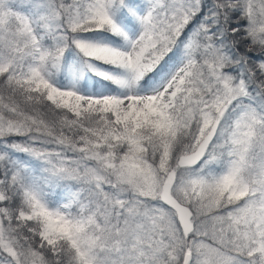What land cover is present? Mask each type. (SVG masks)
Returning <instances> with one entry per match:
<instances>
[{
	"label": "snow or ice",
	"instance_id": "6c2138e0",
	"mask_svg": "<svg viewBox=\"0 0 264 264\" xmlns=\"http://www.w3.org/2000/svg\"><path fill=\"white\" fill-rule=\"evenodd\" d=\"M0 264H264V0H0Z\"/></svg>",
	"mask_w": 264,
	"mask_h": 264
}]
</instances>
